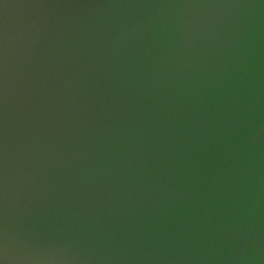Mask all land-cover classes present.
Here are the masks:
<instances>
[{"label": "water", "instance_id": "95a60500", "mask_svg": "<svg viewBox=\"0 0 264 264\" xmlns=\"http://www.w3.org/2000/svg\"><path fill=\"white\" fill-rule=\"evenodd\" d=\"M0 264H264V0H0Z\"/></svg>", "mask_w": 264, "mask_h": 264}]
</instances>
